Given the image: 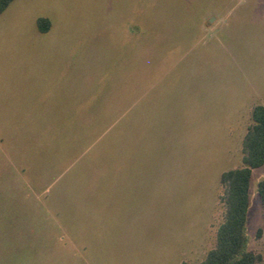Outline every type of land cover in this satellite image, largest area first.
<instances>
[{
  "label": "rangeland",
  "instance_id": "374dc122",
  "mask_svg": "<svg viewBox=\"0 0 264 264\" xmlns=\"http://www.w3.org/2000/svg\"><path fill=\"white\" fill-rule=\"evenodd\" d=\"M256 104L264 0L11 1L0 13V264H197ZM261 178L264 164L245 231L264 264Z\"/></svg>",
  "mask_w": 264,
  "mask_h": 264
},
{
  "label": "trees",
  "instance_id": "16d2710c",
  "mask_svg": "<svg viewBox=\"0 0 264 264\" xmlns=\"http://www.w3.org/2000/svg\"><path fill=\"white\" fill-rule=\"evenodd\" d=\"M13 0H0V13ZM37 27L45 32L47 19L38 18ZM251 123L242 139L241 166L220 174L223 188L220 197L224 205L223 220L217 227L214 247L197 264H259L262 256L247 248L245 231L249 207V188L254 168L264 164V105L256 104L250 112ZM257 195L264 205V178L257 182ZM179 264H188L185 261Z\"/></svg>",
  "mask_w": 264,
  "mask_h": 264
}]
</instances>
